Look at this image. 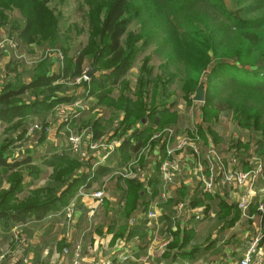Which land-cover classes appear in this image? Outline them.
<instances>
[{
    "label": "rangeland",
    "instance_id": "374dc122",
    "mask_svg": "<svg viewBox=\"0 0 264 264\" xmlns=\"http://www.w3.org/2000/svg\"><path fill=\"white\" fill-rule=\"evenodd\" d=\"M226 2L230 8L232 3L237 5L242 3L241 0L233 2L226 0ZM42 9L46 10L37 12ZM51 14L54 21L52 25L47 26L49 35L45 36L46 21ZM212 14L213 11L209 7L200 8L197 13L199 18L201 16L206 18ZM98 16L97 8L92 10L84 0H4L0 2V28L5 35L16 37L14 32L22 28L28 20L32 21L34 42L28 44L27 41L20 39L23 53L30 59L39 57L38 53H42L43 50L59 49L61 51L63 59H58L52 52L48 56L51 73L62 71L71 57L74 61H77L79 56L86 57L79 66V73L71 71L64 80L53 84L57 89L50 95L55 99L63 97V101L50 108L40 106L39 114H26L8 123L0 121V154L7 156L10 163L23 155L34 154L31 164L14 170L0 168V197L9 191L16 193L8 202V206L20 208L25 206L23 204L54 201L80 172V169L91 174L90 177L82 184L68 186L65 189L68 194L60 199L61 203L67 206L76 199L80 190L86 189L85 185L92 181L91 178L95 174L91 173L89 166L83 165L84 162H80L83 167L79 162L70 164L69 160H77L66 155L68 160L61 164L56 163L58 165L55 167L45 165L43 158L47 154L45 149L51 145L60 146L64 133L68 129L76 133H82L88 129L86 134L93 130L96 138L107 136L110 140H118L119 143L127 138L129 133L138 131L135 136L136 141L142 144L140 151L122 153L118 161L112 162V165L116 163V166L108 169V174L102 179L98 175L91 188L104 185L107 188L112 179H124L127 182L135 180L128 178L127 174L144 168L146 159L153 156L158 145L152 137L169 127L166 125L163 128L159 126V120L156 122V119L164 112L172 116V113L179 114L178 111H180L179 124L182 130L178 127V121L171 126L178 127L180 134L199 136L205 148L214 146L228 157L225 158L226 165L229 159L236 158L244 161L246 166L243 169H246L248 168L246 159L254 151L257 156H264V135L260 131H250L249 128L241 126L229 111L225 110L217 114L212 108L204 107L208 120L205 124L207 132L204 134L198 132V113L204 104L196 102L194 97L199 88L204 85L206 98L205 72L209 71L211 64L209 59L197 60L196 63L199 66L193 60L186 62L181 59V55L190 54V51L187 48L177 50L171 35L167 36L165 41L163 34L160 33L159 37L144 44L142 36L144 29L141 31L135 25L131 26L125 36L124 47L128 53L131 52L130 55L135 58V61L128 73L117 82L107 62L110 55L104 54V50L101 52L99 62L88 59L85 51L91 41H97L100 34L97 27ZM55 34L57 35L53 38ZM261 35H264V29ZM104 42L105 39H102V45ZM198 48L199 44L196 46V49ZM38 63L19 64L18 67L13 68L14 74L5 79V83L13 86L26 83V79L32 80L37 73ZM195 66L198 67V73H195ZM91 69L94 72L90 75L89 85L74 84L77 77L84 73L89 74ZM82 91L84 94H80ZM38 96L42 97V94L27 95L23 103L35 101ZM79 103L86 105V110L74 120L60 122V111L75 110L76 104ZM142 120L145 122L152 120V128L143 130ZM35 123L44 128H50V131L31 133L29 129ZM118 124L119 126L114 128ZM209 141H211L210 144ZM40 148L42 152H38ZM161 151L164 155V146ZM149 164L150 162L148 166ZM121 171L124 175L119 174Z\"/></svg>",
    "mask_w": 264,
    "mask_h": 264
},
{
    "label": "trees",
    "instance_id": "16d2710c",
    "mask_svg": "<svg viewBox=\"0 0 264 264\" xmlns=\"http://www.w3.org/2000/svg\"><path fill=\"white\" fill-rule=\"evenodd\" d=\"M2 1L4 0H0V2ZM84 1L92 10L97 8L99 12L97 27L101 34L97 41H91L85 52L88 59L93 62H99L103 50L104 54L110 55L107 62L112 68L111 74L114 75L116 82L128 73L135 61V58L130 55L131 52L128 53L124 47V39L131 26L135 25L141 31L144 29L142 32L144 44L159 37L160 33L163 34L165 41L167 36L171 35L177 50L187 48L190 51V54L181 55V59L186 62L193 60L195 63L197 60L209 59L211 64L209 71L205 72L207 90L204 105L201 107L199 123H197L198 132L203 134L204 128L201 124L205 125L208 122L204 111V107H208L215 110L217 114L225 110L229 111L241 126L249 128L250 131H260L264 135V35H261V31L264 29V0H241L242 3H238L239 5L232 3V8L226 0ZM203 7H209L213 14L206 18L202 16L199 18L197 13ZM44 10L46 9L37 12L41 13ZM31 12L33 13V10ZM53 21L54 17L51 14L46 21L45 36L49 35L47 26L52 25ZM14 35L16 37L13 38L20 44L22 43L20 39L27 41L28 44L34 42L32 21L28 20L22 28L20 27L14 32ZM56 35H53V38ZM102 39H105L103 45ZM197 44H199L198 49H196ZM85 58L82 55L77 58V61H74L71 57L62 71L52 73H49V58L43 59L38 63L37 73L32 80L13 86L6 85L0 94V121L8 123L14 118L23 117L26 114H39L40 106L50 108L63 101V97L55 99L50 95L57 89L53 84L64 80L71 71L79 73V66L85 61ZM195 73H198L197 66H195ZM38 93L42 94V97L38 96L35 101L23 103L25 96L38 95ZM157 120L160 121L158 124L161 127L171 126L179 121V115L172 113L170 116L168 112L166 114L164 112L156 119V122ZM141 122L143 130L152 128V120L146 121L147 123L144 120ZM36 132L40 133L44 130ZM137 132L129 133V136L116 148L110 163L105 167L98 168L94 173L95 176L91 178L92 181L85 187L91 188L98 175L101 179L107 175L108 169L112 167V162L118 161L122 153L129 151L138 153L140 151L142 144L140 141H136L135 134ZM38 152H42V148ZM45 152L47 153L43 157L45 165L52 167L67 161L66 155L71 156L62 146H48ZM8 159L7 156L0 154V168L14 170L31 164L34 154L23 155L12 163ZM73 162L78 163L79 161L69 160L70 164ZM56 163L58 164L56 165ZM83 165L90 167L91 159ZM90 175L80 169L74 179L68 181L67 187L84 183ZM134 181L128 182L130 202L131 199L135 202L140 195V184ZM65 189L56 196L54 201L29 203L31 205L23 204L25 206L20 208L8 206V202L13 199L16 193L9 191L1 196L0 227L3 232L8 235L17 224L41 220L51 213L61 211L65 204L63 205L60 199L68 194ZM261 221L262 229H264V213L261 215ZM18 264L23 263L20 261Z\"/></svg>",
    "mask_w": 264,
    "mask_h": 264
},
{
    "label": "crops",
    "instance_id": "0c3cea01",
    "mask_svg": "<svg viewBox=\"0 0 264 264\" xmlns=\"http://www.w3.org/2000/svg\"><path fill=\"white\" fill-rule=\"evenodd\" d=\"M18 65L8 56L2 58L5 78L0 81V94L7 85L5 79L14 74L13 68ZM29 81L26 79V83ZM198 114L200 116L201 111ZM201 125L204 134L207 130L203 123ZM178 127L182 130L179 121ZM155 143L158 145L153 156L144 163L146 169L153 171L151 178L148 186L135 179L141 189L135 202L132 199L130 202L128 197L127 180L112 179L100 203L93 199L80 204L72 227L61 211L24 224L29 245L23 254L16 251L11 231L8 236L0 227V253L8 250L1 264H18L20 261L23 264H71L75 241L89 225L92 230L84 239L83 255L86 261L94 264H241L252 238L258 231H264L261 216L242 217L236 189L203 192L196 175L192 174L195 163L190 156L185 157L176 183L167 186L168 198L160 200L163 182L158 171L164 155L161 143ZM60 146L69 152L64 139ZM236 166L244 168L246 164L240 160ZM263 185L260 181L256 190ZM258 197L250 207L252 214L260 201ZM155 200L159 201L156 206L158 220L154 227H148L146 212ZM181 201L189 202L192 211L181 213L177 210L175 206ZM89 213L93 214V219ZM195 213L202 214L203 218L195 220ZM259 247L260 260L253 264H264V237ZM121 256L130 258L122 260Z\"/></svg>",
    "mask_w": 264,
    "mask_h": 264
},
{
    "label": "built area",
    "instance_id": "2783aa9c",
    "mask_svg": "<svg viewBox=\"0 0 264 264\" xmlns=\"http://www.w3.org/2000/svg\"><path fill=\"white\" fill-rule=\"evenodd\" d=\"M52 53L58 58L63 59L61 56V51L59 49L46 50L42 53H38L36 59H30L26 54L23 53L22 43L13 37L5 35L0 28V81L5 78V72L1 69V61L4 56H8L19 64H37L43 59H47ZM90 75L84 73L75 79V85L90 84ZM83 81V83H82ZM84 92L82 91V93ZM76 109L68 111H60V122L66 120H74L80 116L86 110V105L79 103L76 104ZM119 124L115 127H118ZM30 132L35 131L49 132L50 128H44L40 124L35 123L30 127ZM86 129L82 133H76L70 129L64 133V140L66 142L67 150L72 157H75L79 163L88 162L91 159V173L94 174L98 168L107 166L110 163L111 158L116 151V148L120 144L118 140H110L107 136H102L96 138L95 132L90 130L86 134ZM93 132V133H92ZM178 127H166L161 133L154 134L152 140H158L161 143V147L164 146V156L159 165V175L163 182V189L160 192L159 199L164 200L169 196V190L167 186L171 187L172 184L176 183V178L182 171V165H184V159L186 156H190L194 159L195 168L192 174L196 175V180L199 182L202 191L205 193H213L216 189L225 191L226 189H236L238 192L237 196V206L241 211V215L245 219H252L256 216H261L264 213V185L259 191L256 187L260 181L264 182V156H257L255 151L247 159L246 163L248 168L243 169L242 166L237 167L236 165L240 161L236 158L229 159L225 161L224 154L220 153L218 149L214 146H208L205 148L200 142V138L197 135H186L180 134ZM249 155V154H248ZM204 159V160H203ZM86 167V166H85ZM153 171L146 169L145 167L137 169L132 174H127V177L132 179H137L141 183L148 186V181L151 178V173ZM119 174L124 175L123 171ZM80 190L76 199L65 206L61 210V214H65L70 227H72L75 220L76 211L79 209L80 204H85L88 200H98L99 203L103 200L106 194V185L99 188H87ZM256 196L260 197L257 209L254 214L251 213L250 207L254 204V199ZM159 203L155 200L151 208L146 212L148 227H154L158 220V213L156 206ZM176 209L181 213L190 210V203L186 201L179 202ZM90 219H93V214L89 213ZM203 215L200 213H195V220H200ZM94 221V220H93ZM92 230L91 225H89L75 241L74 245V258L71 264H82L86 261L83 255L84 249V239L88 232ZM12 240L16 244V251L22 252L26 251L29 245L28 237L24 231V224H17L11 231ZM70 234V233H69ZM264 237V231H258L256 235L252 238L251 243L246 250L241 264H253L259 259V244ZM261 249V248H260ZM8 250H4L0 253V264L7 257ZM129 256H121L122 260L129 259ZM86 264H94L86 261ZM263 263V261H262Z\"/></svg>",
    "mask_w": 264,
    "mask_h": 264
},
{
    "label": "water",
    "instance_id": "95a60500",
    "mask_svg": "<svg viewBox=\"0 0 264 264\" xmlns=\"http://www.w3.org/2000/svg\"><path fill=\"white\" fill-rule=\"evenodd\" d=\"M93 72H94L93 69H91L89 75H92ZM194 100H195L196 102H204V101H205V89H204V85H202V86L199 88L197 94H196L195 97H194Z\"/></svg>",
    "mask_w": 264,
    "mask_h": 264
}]
</instances>
